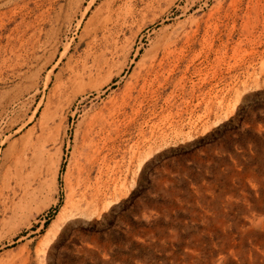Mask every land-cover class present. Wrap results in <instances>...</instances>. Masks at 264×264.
<instances>
[{
	"label": "rangeland",
	"instance_id": "rangeland-1",
	"mask_svg": "<svg viewBox=\"0 0 264 264\" xmlns=\"http://www.w3.org/2000/svg\"><path fill=\"white\" fill-rule=\"evenodd\" d=\"M0 264H264V0H0Z\"/></svg>",
	"mask_w": 264,
	"mask_h": 264
}]
</instances>
